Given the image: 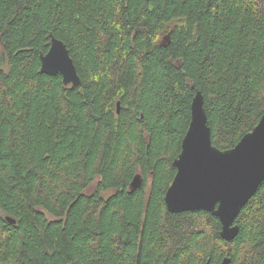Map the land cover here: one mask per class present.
<instances>
[{
  "label": "trees",
  "instance_id": "obj_1",
  "mask_svg": "<svg viewBox=\"0 0 264 264\" xmlns=\"http://www.w3.org/2000/svg\"><path fill=\"white\" fill-rule=\"evenodd\" d=\"M50 35L79 86L40 74ZM197 92L217 149L258 124L264 0H0V264H264V181L232 241L166 210Z\"/></svg>",
  "mask_w": 264,
  "mask_h": 264
},
{
  "label": "water",
  "instance_id": "obj_2",
  "mask_svg": "<svg viewBox=\"0 0 264 264\" xmlns=\"http://www.w3.org/2000/svg\"><path fill=\"white\" fill-rule=\"evenodd\" d=\"M39 59L40 74L60 75L63 84L72 88L80 85L66 46L53 35L47 53L40 54ZM116 106L118 113L120 104ZM172 166L176 173L164 195L167 212H207L220 222V238L234 240L239 233L236 218L264 181V115L233 148L221 151L212 145L204 99L197 92L180 153ZM142 183L141 176L135 175L131 190L141 189ZM5 220L15 224L8 217ZM220 264H232L231 258L225 256Z\"/></svg>",
  "mask_w": 264,
  "mask_h": 264
},
{
  "label": "bare ground",
  "instance_id": "obj_3",
  "mask_svg": "<svg viewBox=\"0 0 264 264\" xmlns=\"http://www.w3.org/2000/svg\"><path fill=\"white\" fill-rule=\"evenodd\" d=\"M9 218V217H8ZM11 219V218H10Z\"/></svg>",
  "mask_w": 264,
  "mask_h": 264
},
{
  "label": "rangeland",
  "instance_id": "obj_4",
  "mask_svg": "<svg viewBox=\"0 0 264 264\" xmlns=\"http://www.w3.org/2000/svg\"><path fill=\"white\" fill-rule=\"evenodd\" d=\"M107 195H108V193H107Z\"/></svg>",
  "mask_w": 264,
  "mask_h": 264
}]
</instances>
